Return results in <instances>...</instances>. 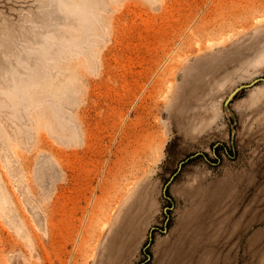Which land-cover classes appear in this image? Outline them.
<instances>
[{
  "label": "rangeland",
  "instance_id": "obj_1",
  "mask_svg": "<svg viewBox=\"0 0 264 264\" xmlns=\"http://www.w3.org/2000/svg\"><path fill=\"white\" fill-rule=\"evenodd\" d=\"M264 0H0V264H264Z\"/></svg>",
  "mask_w": 264,
  "mask_h": 264
},
{
  "label": "water",
  "instance_id": "obj_2",
  "mask_svg": "<svg viewBox=\"0 0 264 264\" xmlns=\"http://www.w3.org/2000/svg\"><path fill=\"white\" fill-rule=\"evenodd\" d=\"M263 81L264 82V77H258L256 79H254L252 82L248 83V84H242L238 87H236L232 92L231 94L229 95L228 99L226 100V103H228L230 101V99L239 91V90H242V89H246V88H249L251 86H253L256 82H261Z\"/></svg>",
  "mask_w": 264,
  "mask_h": 264
}]
</instances>
